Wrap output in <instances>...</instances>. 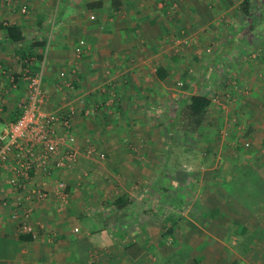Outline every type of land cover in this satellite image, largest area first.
I'll use <instances>...</instances> for the list:
<instances>
[{"label": "crops", "instance_id": "1", "mask_svg": "<svg viewBox=\"0 0 264 264\" xmlns=\"http://www.w3.org/2000/svg\"><path fill=\"white\" fill-rule=\"evenodd\" d=\"M5 1L0 0V71L20 76V55H43L45 64L36 60L31 68H43L45 106L56 112L75 108L73 127L60 123L59 133L75 134L81 151L88 155L95 146L108 160L95 166V156L83 160L82 155L70 174L55 169L51 177L35 176L49 191L45 201L34 200L35 239L21 232L9 209L1 206L4 199L17 200L19 192L8 183L10 171L0 173V264H146L150 249L166 239L164 227L176 239L181 233L175 219L178 202L164 200L167 188L177 184L165 180L174 145L158 137V131L162 123L175 131L168 114L181 98L195 93L212 98L199 131L206 139L204 162L223 163L214 173L226 179L218 184L226 191L223 197L251 209L246 201L255 203L256 196L245 201L241 180L237 189L230 184L234 176L256 179L259 183H247L253 195L264 185L263 3L251 0L260 10L251 7L246 13L244 0ZM23 3L30 13H22ZM11 25L22 29L23 42L7 40ZM181 32L202 43L184 56L173 55L168 41ZM82 39L86 51L77 56ZM193 65L202 67L197 71ZM5 76L0 73V130L18 117L27 90L22 78L13 87ZM115 173L134 186L132 191L117 188L119 205L108 201L100 186L103 176ZM84 174L88 180L81 184ZM62 178L70 202L57 190Z\"/></svg>", "mask_w": 264, "mask_h": 264}, {"label": "rangeland", "instance_id": "2", "mask_svg": "<svg viewBox=\"0 0 264 264\" xmlns=\"http://www.w3.org/2000/svg\"><path fill=\"white\" fill-rule=\"evenodd\" d=\"M236 1L239 2L240 0ZM9 3L12 5L11 0H6L4 4L9 5ZM257 3L259 5L263 3L264 5V0L263 2L259 0ZM258 4L254 3L253 5L252 2V11L256 8L260 10L258 9ZM26 5L27 3H23L21 9L22 13H30V9ZM173 37L177 38L172 41L169 39L168 43L170 42V44H168V46L170 48V53L177 56L188 54L196 47L195 43H202L197 36L187 34V32H181L178 36ZM195 67L196 66H194V69H196ZM201 67H197L196 70L200 71L199 69ZM215 79L219 78L216 77ZM166 127L168 128V125H166ZM70 132H72V130ZM158 132V137H163L161 138L162 140L171 141L170 144L174 145L171 158L167 163L168 169L166 168L167 170H165L166 176L171 178L169 179L167 177L165 180L167 185L169 180L173 179L177 184H175L176 186L174 188L173 186L167 188V190L169 189L167 192L169 196H166L164 200L168 205H173V201L178 202L175 219H180L178 230H180L181 233H179L175 239V237L168 235L164 227L163 233L166 239L154 245V247L158 249H150L151 256L148 253L149 257L147 255L148 258L146 257V259L148 261L151 260V262L146 261V264H264V195L263 197L256 196V199L253 200L255 203H249L246 201V197H252L254 195L250 194V192L241 194L240 198L250 204L251 209L244 208L242 204L239 206L236 205L235 202H228V198L222 195L226 194L225 189L223 188L221 190L222 184L218 185L220 182L219 179H221L219 176H222L220 174L219 176H214L215 172L218 173L221 170L220 168L223 163L220 165L221 162H204L206 157L205 153H207L205 152L206 139L204 132H197L196 136L192 133H182V130H178L177 128L174 132L172 130L169 132L168 129H165L163 123ZM72 136L74 140L71 141L68 147L76 151L77 160L72 168L62 170L64 173L67 172L70 174L74 172L75 166H77L80 161L82 162L87 156V158L91 159H93L94 156L96 157V160L93 161L95 166L99 161L105 162V160H108L107 155L105 158H101L97 155L99 151L95 146H93L95 152L87 155V153L79 149V145L75 138L76 135L74 134ZM197 136L198 138L200 137V140L197 139ZM179 138L181 139V144L176 145L175 141L178 143ZM69 142L70 140L67 143ZM247 142L248 141H246V143ZM61 151L62 149L59 152ZM82 155L83 160L81 159ZM97 156L99 158H97ZM108 175L109 174L101 178L103 182L100 186L104 187L103 192L107 191L106 197L108 201L113 200L112 203L114 204L116 197L121 195L117 193V188L122 185L127 186V181H123L121 177H116V173L112 176ZM60 180L66 182V194H68V182L64 178ZM87 180L88 177H86L85 174L78 179L81 184H83L84 181L87 183ZM222 180L224 182L226 181L223 177ZM131 184L137 185L138 182L134 183L133 180ZM146 185L147 184H145V186ZM130 186L131 185H128L126 187V191L133 190L134 186L132 188ZM124 188L125 187L121 188L120 191L123 192ZM226 188L228 187L226 186ZM174 189L177 192L176 195L173 192ZM133 196L135 195H130L129 197ZM175 196H180V198H175ZM68 197L69 195L66 196L65 200L70 202ZM65 200L63 203H65ZM93 203L96 202H92V204ZM111 205H109V207ZM59 206L62 208L60 201ZM232 219L245 222V235L234 233L235 235L228 236V233L232 230L234 231L236 227L230 224ZM16 224H18V222H16ZM149 244L152 245L154 243Z\"/></svg>", "mask_w": 264, "mask_h": 264}, {"label": "built area", "instance_id": "3", "mask_svg": "<svg viewBox=\"0 0 264 264\" xmlns=\"http://www.w3.org/2000/svg\"><path fill=\"white\" fill-rule=\"evenodd\" d=\"M85 51L86 42L82 39L76 45L75 53L82 56ZM34 61L35 57L23 61L21 58L25 66L20 76L5 69L0 71L6 75L7 81L13 87L18 86L20 78L25 80L27 87L25 99L20 104V114L6 128L0 130V172L10 171L8 183L19 192L17 200L11 203L4 199L1 206L9 209L11 217L17 220L23 233L36 238L37 232L32 223L34 200L45 201L49 197V191L40 185L35 176L44 174L51 177L55 169L72 168L77 160V154L67 143L69 140L73 141L74 137L60 134L58 131L60 123L66 129L73 127L75 108L61 112L47 109L45 106L47 96L43 89V68L33 70L31 64ZM40 64L43 66L45 61ZM64 76L65 72L62 73V78ZM249 145L247 142L246 146ZM94 152L93 147L88 151L89 154ZM97 155L101 158L106 157L104 152H98ZM56 187L57 190H61L62 198L65 199L66 182L59 180ZM78 230L75 228V231Z\"/></svg>", "mask_w": 264, "mask_h": 264}, {"label": "trees", "instance_id": "4", "mask_svg": "<svg viewBox=\"0 0 264 264\" xmlns=\"http://www.w3.org/2000/svg\"><path fill=\"white\" fill-rule=\"evenodd\" d=\"M251 0H244L242 3L243 9L246 11V13H249L251 9ZM6 38L7 40L13 42V43H19L23 42L26 38L25 34L23 33L22 29L16 25H11L6 27ZM22 58V61L26 58L29 57H35L36 60H40L41 62L44 60L43 55H39V53L30 51L27 52L26 54L23 53L20 55ZM41 57V58H40ZM25 66V62L23 63ZM212 103V98L209 96H206L204 94L200 93H195L192 94L188 97H183L181 98V101L179 103L178 108L173 111L169 116V121L171 123L172 128H177L178 130H182V133H192L195 134L200 131L207 113H208V108L210 107ZM19 115V114H18ZM237 176H234V180L232 181V184H230L231 187H234L235 189L239 188V186L236 187V183L241 180V182L244 184L241 186L240 190V196L241 194L248 193L249 190H251V187L247 185L248 181L251 182H256V179L248 178V180L245 177L242 178H236ZM221 178V177H220ZM237 179V180H236ZM217 182V181H216ZM248 186V187H247ZM261 189H259L254 196H259L263 197L264 195V185L261 184ZM243 191V193H242ZM261 191V193L259 192ZM251 194V193H250ZM126 199V198H125ZM122 200V197H118L115 200V204L119 205L120 201ZM124 200V198H123ZM122 206V205H121ZM177 221H180L178 218ZM235 228L234 231H230L228 233V236L230 237L231 235H235L234 233H238L240 235H245L246 234V229L243 225H238V222H234ZM231 228V227H230ZM172 229L168 230V232H171ZM32 239H35L31 234H29ZM37 238V237H36ZM130 249V248H129Z\"/></svg>", "mask_w": 264, "mask_h": 264}]
</instances>
